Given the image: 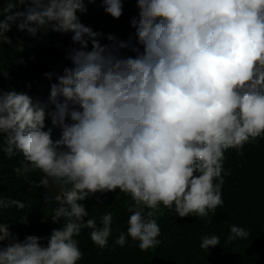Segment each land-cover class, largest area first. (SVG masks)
<instances>
[{
    "label": "clouds",
    "instance_id": "9594fccd",
    "mask_svg": "<svg viewBox=\"0 0 264 264\" xmlns=\"http://www.w3.org/2000/svg\"><path fill=\"white\" fill-rule=\"evenodd\" d=\"M17 3L29 6L8 0L0 44L17 29L28 51L0 71V150L18 153L17 177L43 174L33 186L51 189V220L64 223L47 246L0 223V264H77L75 237L91 229L104 248L114 217L98 225L85 206L122 197L131 215L115 243L138 241L145 259L161 245L157 212H222L213 235L201 225L180 241L177 264H264V0ZM25 206L0 198V211Z\"/></svg>",
    "mask_w": 264,
    "mask_h": 264
},
{
    "label": "trees",
    "instance_id": "16d2710c",
    "mask_svg": "<svg viewBox=\"0 0 264 264\" xmlns=\"http://www.w3.org/2000/svg\"><path fill=\"white\" fill-rule=\"evenodd\" d=\"M16 3V7L13 12L25 10L29 5L19 4L17 0H12ZM8 0H0V20L5 18V15L11 13H3V9L7 6ZM17 29H14L10 35H5L11 40V43L0 44V71L11 66L13 63L24 57L27 53V49L23 45H13L16 39ZM12 86V85H11ZM9 87V86H7ZM39 96V94L37 95ZM41 103V102H39ZM43 104V103H41ZM70 122V121H69ZM58 129V128H57ZM60 134V129H58ZM3 141L0 139V144ZM225 165V161L223 166ZM21 166L18 153L9 158L6 153L0 150V198H11L23 202L26 206L22 210H18L16 207H11L0 211V223H6L9 225V231L17 237V240L22 242L27 236L35 235L41 237L40 243L43 246H47V238L50 237L54 229L63 225V218L58 223H53L51 215L53 214L52 208L56 207L53 204L51 207L47 206L44 199L45 192L50 195L51 189H45L43 186L34 187L32 182L39 184L42 179V173L35 172L29 174L28 181L26 182L23 177H17L14 169ZM232 175L241 179H252L256 177L257 172H244L239 167H230ZM128 199L122 197V203L115 201L111 198L109 201L98 203L92 201L88 206H85L86 211L89 213L88 218H94L97 224H100V217L106 212L113 213V222L111 225V235L108 239V244L104 248H100L95 245L91 238V229H83L78 237H75L78 241V247L82 252V258L77 261V264H167L168 261L160 259L162 253L168 252L171 258L173 254L178 261V249L179 243L182 241L188 233L195 229L200 228L204 233H207V228L210 226L209 234L213 235L218 229V225L222 226L221 218L223 215L209 214L210 222L205 221L204 218L198 217L199 221H182L179 223L174 221L170 214L163 210V215L157 212V223L160 228V235L157 239L160 240L161 245L155 246L147 250L146 259L142 254L144 251L138 247V241H133L130 237L127 238V243L124 246H119L115 243L116 239L121 233L127 234L128 219L131 215L127 211L126 204H131ZM150 209L144 208L146 214ZM26 219V223L23 222ZM191 220V219H189ZM194 240H192L193 242ZM7 244V241L4 242ZM157 251V252H156ZM156 252V254H154ZM154 254V255H153ZM244 264H263L257 260L255 254H251Z\"/></svg>",
    "mask_w": 264,
    "mask_h": 264
}]
</instances>
